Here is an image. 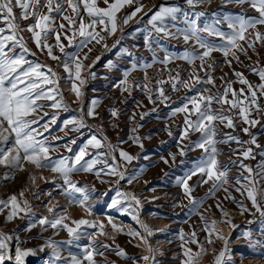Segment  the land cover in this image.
<instances>
[{
    "label": "snow or ice",
    "instance_id": "obj_1",
    "mask_svg": "<svg viewBox=\"0 0 264 264\" xmlns=\"http://www.w3.org/2000/svg\"><path fill=\"white\" fill-rule=\"evenodd\" d=\"M204 2L205 0H184L186 8L176 4H161L148 19L150 30L145 29L144 35L145 47L153 52L152 63H146L142 59L136 61L133 58L131 69L124 72V79L119 82L118 87L129 93L133 88H140L145 92L150 103H156L157 100L165 103L170 99L165 93V84L170 85L174 92L180 91L181 87L187 92H195V95L192 96L185 95L182 98V106L173 108L169 115L184 114V127L179 134L180 141L188 139L189 143L179 149V155L184 156L186 149L202 150L201 158L194 162L192 169L186 173L185 177L177 178V184L182 187L184 195L192 206L189 213L200 216L203 223L201 230L207 235L205 241L201 242L197 238L196 230L190 234L181 230L179 239L183 259L180 264H198L199 259L207 253L205 243L210 245L215 243V240L212 239L213 236L216 240H222L223 246L218 252L215 248L212 249V264H233L229 248L230 237L223 236L216 228V220L213 219L209 222L205 215L197 211L203 200H197L192 196L193 187L189 185L188 181L193 176L199 175L200 179L197 180V185L211 182L208 196H215L216 192L222 190L225 193L224 199L235 204L242 215L249 213L255 216L258 213L259 220L264 225V203H262L264 202V186L261 185V181H264V159L259 161L255 169L244 162L255 160L257 155L264 158V146L257 139L260 133H264V66H260V61L257 59L253 62L254 66L248 68L250 72L259 77V83L255 85L242 72L233 69L232 75L236 77V80L225 79L227 74L221 76L223 91H220L216 85V77L213 76V72L216 70V61L212 55L214 52H220L225 58V64L230 68L233 61L237 64L243 63L240 59L241 55L251 60L249 50L259 57L257 44L264 48V31L260 30V26H264V0H223L225 4L234 3L240 7L247 5L256 14L225 16L227 27L230 29L228 32L221 31L209 23H205L203 27L199 25L198 21L204 16V13L196 9ZM103 4L104 7H101L98 0H0V166L9 170L4 173L2 179L14 178V171L25 170L26 164L32 165L37 170L47 169L55 174L50 182L56 185L61 195L67 199L68 204L82 208L88 216L93 215L94 205L89 201L92 193L95 192V187L89 189L87 185H79V182L73 179L74 174L94 173L97 178L102 174L109 175L118 177L115 181L117 185L121 180H127L131 184L136 176L126 177L125 173L119 170L120 165L114 153L119 151V158L128 163L137 157H133L122 149H117L108 142L106 136L98 138L96 134L90 135L74 157L54 158L51 155L61 147L58 144L54 145L52 141L61 140L64 137L53 136L49 139L44 133L49 132L51 126L56 124L59 110L69 112L72 109L64 99V93L60 88L61 77L57 72L51 66L28 59V56L36 55L29 48L28 39L34 43L37 50L44 52L52 60L61 59L54 54L55 49H59V52L65 57L62 66L68 74L67 82L71 84L68 91L75 95L73 103L79 102L80 109L79 114L65 120L59 130L65 136L69 132L82 135V129H91V126L85 122L86 117L96 119L99 115L96 108L100 103L98 99H93L85 112L84 94L81 91V86L86 83L82 72L91 67V65L83 63L88 59V53L92 51L88 45L93 41L96 44H101L118 30L122 33L121 23L128 24L138 13L143 12L145 7L143 4H138V0H103ZM133 5H136L133 11L125 15L121 21L118 13L126 6ZM144 14L147 15V12ZM181 23L184 25L183 27L178 26ZM24 33H28L30 36L26 38ZM202 33H206L207 37L219 38L221 43L217 44L207 39ZM53 38L54 44L49 42ZM180 38L185 44L191 42L192 45L182 54L173 55L165 50L161 59L153 51L154 41L159 46V40ZM64 41H67V44ZM118 43L119 40L112 47ZM73 47L77 51H66V48ZM104 47L109 50L107 44H104ZM85 48L88 49V52H85L81 58L80 52ZM195 48L200 51L193 50ZM118 55L131 57L133 54L127 49H121ZM96 60H99V57H96ZM96 60L93 61V64ZM174 60H183L190 66L191 71L188 77L182 78L184 69L179 66L175 70L167 68ZM111 63L109 61V66ZM157 63L163 66L161 72L168 71L167 79L156 80V86L153 87L145 72V82L142 85L135 82L129 84L127 78L131 71L138 68H151L153 64ZM201 72L203 75H200ZM89 74L94 76L93 73ZM234 83H239L242 87L235 89L233 88ZM203 85L212 87H203L201 90L198 86ZM212 89H216V91L213 92ZM154 94L156 99H153ZM46 108L57 111L50 114L45 111ZM110 114L113 118H117L119 115L115 108L110 110ZM146 115L148 113H142L141 119ZM45 117L48 119L45 120ZM129 119L134 120L135 113ZM42 121L43 123H41ZM258 126L259 132H252V129ZM139 127L141 125L136 124L132 132L135 133ZM223 129L231 131H223ZM237 130L248 138L242 139ZM192 133H199L197 140L189 139ZM168 135L172 136L173 133L169 131ZM129 138L133 143L139 144L143 148L139 136H130ZM75 143L76 139L73 138L69 144H65L63 147L68 152H72L71 145ZM233 144L235 147H232ZM218 145L228 146L231 155L227 163H223L219 159L223 155V150ZM89 148H105L107 151L90 153ZM169 155L172 160H175L176 154L170 153ZM85 157L90 158L85 159ZM109 157L111 163H109ZM164 163H168V160H164ZM98 164L102 167L97 168ZM232 167H236L240 171L230 179L229 172ZM245 173L247 174L245 175ZM30 179L34 182L36 178L30 175ZM41 179L49 182L47 177L41 176ZM101 182L106 183L107 181L102 180ZM229 188L240 193L241 196L246 194V199L251 202V209H255V213H252L243 201H238L232 196ZM115 191L116 195L112 197L111 203L107 207L122 215H131L139 225V229H130L125 234L132 238H139L147 251L145 255L129 257L123 249L117 246L114 249L115 254L123 259L131 260L132 264H137L138 260H142L144 264H156V254L159 250L153 248L149 242V237L154 234V230L139 219L138 209L142 206L141 201L135 194L123 192L118 187ZM34 195H38V193H34ZM48 195L51 197V193ZM103 195H107V193ZM57 207H59L58 204L47 209L55 217L54 219H49L47 216H42L35 222L29 219V225L25 231H30L37 224L44 231L51 227L57 232L59 230L66 231L67 241L57 242L49 238L37 250L25 248L23 245L26 241L21 240L18 235L0 230V264H26L28 257L35 256L37 251L42 252L45 248L52 250L49 264H99L96 257L105 256V252L100 251V248L108 249L110 247V245L97 240L99 236H108L105 231V223L97 219H71L67 214L57 215L55 211ZM216 208L224 217L220 223L234 229L236 225L232 223V219L224 210L222 203L217 202ZM62 211L66 213L67 209L64 208ZM31 213V206L28 200L24 199V191L19 193V197L11 195L7 200L0 199V214L5 215V222H11L16 218L23 219ZM106 219L107 225H110L115 233L124 232L122 227H118L114 223L113 217L108 216ZM68 220H71L74 227L65 223ZM248 223L251 224L253 221ZM89 228L95 229V231L88 232ZM262 234H264V229H262ZM242 236L249 241V246L254 250L261 249L258 254L264 257V241L253 240L248 231L242 233ZM82 237H87L89 241L87 245L80 246L77 243ZM111 239L114 242L115 237H111ZM62 244L75 245L80 248L79 254L69 251L67 257L63 256ZM188 244H195L197 250L193 251L191 247H187ZM135 246L139 247L140 245ZM108 264H112V262H108Z\"/></svg>",
    "mask_w": 264,
    "mask_h": 264
},
{
    "label": "rangeland",
    "instance_id": "obj_2",
    "mask_svg": "<svg viewBox=\"0 0 264 264\" xmlns=\"http://www.w3.org/2000/svg\"><path fill=\"white\" fill-rule=\"evenodd\" d=\"M101 7H104L103 0H98ZM138 4H143L144 11L138 13L136 17L129 21L128 24H122V33L117 31L114 35L108 36L105 41L101 44H96L94 41L92 44L88 45L92 51L88 53V59L84 60L85 65H91L82 72V76L85 78L86 83L81 86V91L83 92L84 109L87 111V107L90 105L93 99H98L100 101L98 107L96 108L99 114L96 119L86 117L85 122L91 126L82 129V135L75 132H69L67 136L59 129L63 126V122L69 119L71 116H77L79 114L80 104L79 102L73 103L75 100V95L68 91L71 84L67 82L68 74L64 71L62 62L65 57L59 52V49H55V55L59 56L60 60L50 59L44 52H40L36 49L34 43L28 39L29 48L36 53L35 56H28V59L33 60L37 63L51 66L54 71L61 77L60 88L64 93V99L68 102L71 107V111L65 112L59 110V115L56 124L52 125L49 132H45L44 135L48 136L49 139L53 136L64 137L61 140L52 141L54 145H61L57 151L52 152L51 155L54 158H59L60 156H70L74 157L75 153L86 143L87 139L91 134H96L98 138L106 136L108 142L114 145L117 149H122L128 152L133 157L130 163L123 161L119 158V151H116L114 155L117 157V162L120 165V171L125 173L126 177L136 176L131 184L127 180H121L119 185L115 183L118 177L101 175L99 178L96 177L94 173H78L74 174L73 179L79 182V185H87L89 189L93 186L95 187V192L92 193L89 203L94 205L92 216H88L84 210L75 205H69L67 199L61 195L59 189L51 181V178L55 175L47 169H35L32 165L26 164L25 170L14 171V178L7 180L2 179L5 172L9 170L3 166H0V199L7 200L11 195H17L24 191V199H27L32 213L29 216L20 219L16 218L11 222H5V215L0 214V230L18 235L21 240L26 241L24 243L25 248L39 249L45 243V241L51 238L57 242L67 241L68 235L66 231L53 230L48 227L46 231L42 230L37 224L36 227L32 228L30 231H25L29 225V219L33 222L38 220L42 216H47L49 219H54L55 217L50 214L47 209L53 205H59L55 209L57 215L67 214L71 219H97L103 221L106 225L105 231H107L108 236L97 237L98 242H103L110 247L108 249L100 248V251L105 252L104 257L97 256L96 259L99 264H132L131 260L123 259L115 254L114 249L119 246L123 249L129 257H139L141 255L147 254L145 246L141 243L139 238H132L125 233L130 229H139V225L132 219L131 215L117 212L114 209H109L107 205L111 203L112 197L116 195L115 189L118 187L123 192H130L135 194L141 201V207L138 209L139 219L142 220L149 228L154 230V234L149 237V242L152 247L158 249L156 254V264H180L183 259L182 249L180 248L181 241L179 239V233L181 230L186 234H190L193 230L197 231V238L201 241H205L206 233L202 231L203 223L200 220V216L197 214H190L189 209L192 207L189 204L188 198L184 195L183 189L177 184V178L185 177L192 167L194 162H197L202 156L201 149L188 150L186 149V154L184 156L179 155V149L189 143L188 139L180 141V131L184 127L183 116L184 114H177L176 116H170L172 109L175 107L182 106V98L185 95L192 96L195 92H187L186 89L182 88L178 92H174L170 85L165 84V93L170 97V99L161 103L157 100L156 103H150L147 95L140 88H133L131 93L128 91H122L118 87L119 82L124 79V72L131 69L133 63V58L136 61L143 60L146 63H152L153 52L149 51L144 45V35L145 29L150 30L148 25V19L150 16L158 10L161 4H176L181 7H185L184 0H138ZM136 5L126 6L124 9L118 13V16L122 18L125 15L131 13ZM151 9V11H149ZM197 11L204 13V16L198 21L199 25L203 27L205 23L213 24L219 30L228 32L230 29L227 27L225 21V16L246 14L248 16L256 15L253 10L248 8L247 5L243 7L237 6L234 3H223V0H205L204 4L200 5ZM18 11V10H17ZM147 12V15L144 13ZM27 23V22H22ZM59 23V21H58ZM178 26L183 27L181 23ZM260 30L264 31V26H260ZM25 37H29L30 34L24 33ZM207 39L214 41L219 44L221 41L217 37H207L206 33H202ZM119 43L115 47H112L116 41ZM50 43L54 44V38L50 39ZM67 44V41H64ZM104 44H107L108 49L106 50ZM191 42L185 44L183 39H172V40H159V46L154 41L153 51L159 58H163L165 50L173 55L182 54L185 49L191 48ZM257 51L259 57L253 54L249 50V56L251 60L247 57L241 55L240 59L243 63L237 64L235 61L232 62V67H228L225 64V58L220 52H214L212 55L216 61V70L213 72V76L216 77V85L223 91V81L220 80L221 76H225V79L236 80V77L232 75L233 69L242 72L243 75L254 85L259 83V77L248 70L249 67L254 66L253 62L259 59L260 66H264V48L257 44ZM121 49H127L133 55L130 57L128 55H118ZM197 52L200 49H193ZM67 52H75L77 49L66 48ZM88 52L85 48L80 52L81 58L83 54ZM99 57V60H96ZM230 59V58H229ZM96 62L93 64V61ZM109 61H111V66H109ZM199 63L198 61L196 62ZM184 69L182 72V78H186L191 71L190 66L183 60H174L170 63L167 68L177 69V67ZM162 65L157 63L153 64L151 68L147 69H137L131 71L128 76L129 84L135 82L137 84H143L145 72L150 78L151 85L155 87V81L161 78H168V71H160ZM46 71V69H45ZM89 73H93L90 75ZM173 75L175 72L173 71ZM200 75H203L201 72ZM78 83V82H77ZM203 89V87L211 88V85L198 86ZM242 85L239 83H234L233 88L239 89ZM213 92L216 89H212ZM153 99H156V95H153ZM167 105V106H166ZM118 110V117L113 118L110 114L111 109ZM155 109V111H153ZM45 111L50 114L56 112L55 109L46 108ZM148 113L141 119L142 113ZM135 113V119L130 120L129 118ZM48 117H45L47 120ZM96 122L97 126H92L89 122ZM43 123V121L41 122ZM136 124L141 125L135 133L132 129ZM70 127V126H69ZM173 133L172 136L168 135V132ZM223 131H231L230 129H223ZM238 134L242 139H247L242 132ZM252 132H259V126L252 129ZM130 136H139L140 143L143 144V148L139 144L133 143L129 138ZM199 133L190 134L189 139L192 141L197 140ZM75 138L76 143L71 145L73 151L68 152L63 145L69 144L71 139ZM258 142L264 146V133H260L257 137ZM178 141H180L178 143ZM219 148L223 150V155L219 159L223 163L228 162V158L231 153L228 151V146L218 145ZM232 147H235L233 144ZM90 153L97 151L105 152V148L92 149L89 148ZM257 152L259 150H256ZM170 153L176 154L175 160H172ZM163 157V159H161ZM90 157H85L89 159ZM109 163H111V158L109 157ZM235 159V157H233ZM261 158L257 155L255 160H246V164L251 165L254 169L259 163ZM164 160H168V163H164ZM102 167V165H97V168ZM107 171V169H105ZM239 169L232 167L229 172L230 179L239 173ZM247 173H245L246 175ZM12 175V173H10ZM31 176H35V181L30 179ZM41 176L49 178V182L41 179ZM200 179L199 175L193 176L191 180L188 181L189 185L193 187L192 196L197 200H203L197 208L199 213L205 215L209 222L211 220H216V228L220 230L221 234L225 237H230L231 243L229 248L231 250L230 255L232 257L233 264H262L264 262V257L258 254L261 249H253L249 246V241L244 239L242 233L248 231L251 233L253 240L264 241V234H262V229L264 225L261 224L259 220V214L256 213L255 216L245 213L241 214V211L235 204L230 200H225V193L221 190L215 193V196H208V190L211 187V182L209 184L197 185V180ZM107 181L102 183L101 181ZM62 183V181H61ZM234 183V181H233ZM261 185L264 186V181H261ZM227 187V185H226ZM232 196H234L238 201H243V203L251 209V202L246 199L245 196H241L240 193L229 188ZM38 193V195H34ZM48 193H51L49 197ZM107 193V195H103ZM217 202L222 203L224 210L231 217L232 223L236 225L233 229L230 226H226L220 223L224 217H222L219 209L216 208ZM264 203V202H262ZM135 206V205H133ZM66 208L67 212L64 213L62 209ZM7 211V210H5ZM252 213H255V209H251ZM34 214V215H33ZM23 215V214H22ZM113 217L114 223L118 227L124 229L123 233H115L110 225H107L106 217ZM253 221V223H248ZM70 226L71 220L65 221ZM222 225L227 227V232L222 230ZM88 232H93L95 229H87ZM142 231V230H141ZM115 237V240L111 239ZM215 240L214 244H206L205 248L207 253L198 261V264H212L213 253L212 249L215 248L217 252L223 246L222 240H216L215 236L212 237ZM80 246L87 245L89 243L87 237H82L80 241L77 242ZM139 244V247L135 245ZM63 251L62 255L67 257L69 251L74 254H79L80 248L73 246H68L67 244H62ZM187 247H191L193 251L197 250L195 244H188ZM51 249L45 248L44 251H37L35 256H30L27 258L26 264H49L51 257ZM137 264H144L142 260H138Z\"/></svg>",
    "mask_w": 264,
    "mask_h": 264
},
{
    "label": "bare ground",
    "instance_id": "obj_3",
    "mask_svg": "<svg viewBox=\"0 0 264 264\" xmlns=\"http://www.w3.org/2000/svg\"><path fill=\"white\" fill-rule=\"evenodd\" d=\"M222 230L226 233L227 232V227L222 225ZM262 264H264V262H262Z\"/></svg>",
    "mask_w": 264,
    "mask_h": 264
},
{
    "label": "trees",
    "instance_id": "obj_4",
    "mask_svg": "<svg viewBox=\"0 0 264 264\" xmlns=\"http://www.w3.org/2000/svg\"><path fill=\"white\" fill-rule=\"evenodd\" d=\"M89 123H90L92 126H94V127L97 126L96 122L90 121ZM105 150L107 151V149H105Z\"/></svg>",
    "mask_w": 264,
    "mask_h": 264
}]
</instances>
